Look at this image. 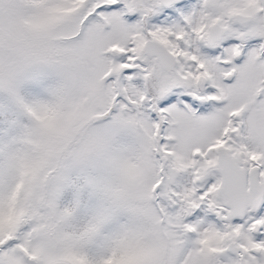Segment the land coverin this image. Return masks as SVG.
I'll return each instance as SVG.
<instances>
[{"label": "snow or ice", "instance_id": "6c2138e0", "mask_svg": "<svg viewBox=\"0 0 264 264\" xmlns=\"http://www.w3.org/2000/svg\"><path fill=\"white\" fill-rule=\"evenodd\" d=\"M0 264H264V0H0Z\"/></svg>", "mask_w": 264, "mask_h": 264}]
</instances>
